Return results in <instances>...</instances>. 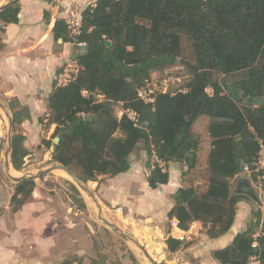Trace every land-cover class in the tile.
Here are the masks:
<instances>
[{
    "label": "trees",
    "instance_id": "16d2710c",
    "mask_svg": "<svg viewBox=\"0 0 264 264\" xmlns=\"http://www.w3.org/2000/svg\"><path fill=\"white\" fill-rule=\"evenodd\" d=\"M18 2L0 10V21L17 22ZM82 15L74 38L65 19H56L52 27L55 41L85 46L75 55L78 74L65 85L54 82L47 97L55 126L43 144L52 149L51 159L82 182L97 181L100 175L126 172L130 155L141 147L158 160L148 165L146 177L155 189L169 181L168 162L185 165L183 174L197 166L200 137L193 124L205 115V189L177 188L167 217L176 219L182 230L199 221L208 237L224 234L233 223L237 202L249 199L232 194V181L243 173L251 181L257 178L254 161L259 142L264 144V0H96ZM43 17L48 20L46 11ZM177 59L188 76L184 87L159 92L150 104L139 100L137 89ZM117 103L135 111L137 121L125 112L117 117ZM8 105L13 124L30 119L28 108L17 100ZM23 140L22 134L12 136L15 170L28 154ZM14 185L12 212L29 200L35 181ZM188 243L170 234L165 239L170 252ZM211 255L219 264H264V213L254 210L246 228Z\"/></svg>",
    "mask_w": 264,
    "mask_h": 264
},
{
    "label": "rangeland",
    "instance_id": "374dc122",
    "mask_svg": "<svg viewBox=\"0 0 264 264\" xmlns=\"http://www.w3.org/2000/svg\"><path fill=\"white\" fill-rule=\"evenodd\" d=\"M9 0H0V5ZM187 54V51L185 52ZM150 80L167 90H176L183 88L188 80V76L177 59L172 64L161 71H155L151 74ZM57 81V80H56ZM211 92V90H208ZM0 95V177H4L8 183L14 182L9 178L3 167V156L7 144L9 133V124L6 112L12 114L9 108V101ZM18 106L15 107L17 109ZM114 112L120 117L123 108L121 103L114 105ZM54 124L51 123V114L47 110L43 112L37 120L23 121L14 124L13 131L24 136L23 145L27 148L28 154L23 159L20 170L11 168L13 176H23L28 173H37L39 170L51 167L55 164L51 159V148L43 144L44 139H51L54 130ZM196 133L200 137V155L202 156L200 165L191 171L185 173L188 178L193 179L191 184L199 192L204 191L207 177V155L209 151V136L205 119H199L195 126ZM54 141V139H52ZM199 153V152H198ZM154 156H147L145 151L138 147L131 155V163L145 162L146 168L154 162ZM149 168V167H148ZM141 176V175H140ZM250 179V176H249ZM115 177L100 175L97 181L83 182V185L93 193L97 203L87 192L79 188L72 179L62 170H52L42 176H37L35 186L46 191V201L50 202L51 207L60 208L62 214L69 215L70 220L53 234L54 244L52 249L46 252L45 264H113L120 262L122 264H152L149 258L157 264H213L210 259V252L204 243V229L199 233L184 238L189 242L184 247L174 252H170L165 244V239L170 234L171 225L167 219L159 216L161 208L156 209L155 216L149 219L146 208L154 202L160 203V191L156 195L141 194L145 186L144 176L137 178L133 184L117 194L116 200L112 203L107 202L108 196L103 197L102 186L110 188V183ZM251 180V179H250ZM130 179H122L121 182L129 183ZM195 183V184H194ZM257 195L261 199L258 205L254 200L249 199L251 203V217L253 211L260 209L264 211V183L255 179L251 181ZM78 191L73 188V185ZM235 181H232V190ZM106 198V199H105ZM170 198L164 200L162 207H168L166 204ZM104 218L110 224L117 227L119 232H123L126 238H122L112 226L104 222ZM152 214V213H150ZM153 215V214H152ZM157 216V217H156ZM150 223V225H149ZM67 226L68 228H66ZM171 235V234H170ZM32 250V249H31ZM27 250L34 252L35 249ZM149 256V258L147 257Z\"/></svg>",
    "mask_w": 264,
    "mask_h": 264
},
{
    "label": "crops",
    "instance_id": "0c3cea01",
    "mask_svg": "<svg viewBox=\"0 0 264 264\" xmlns=\"http://www.w3.org/2000/svg\"><path fill=\"white\" fill-rule=\"evenodd\" d=\"M18 1L17 22L3 23L0 21V95L7 99L13 98L21 106H26L30 119L25 121H34L47 111V97L54 82H57V76L62 67L75 57L77 52L82 51L81 47L73 43L63 42L61 39L54 40L52 27L55 20L66 19L70 11L83 10L96 0ZM45 11L48 13V20L43 17ZM201 118L205 119L206 125L208 124L207 116L198 117L193 124L195 132L196 123ZM198 152L197 166L200 165L202 159L200 150ZM1 161L0 159V163ZM4 163L5 157L3 156V167ZM165 168L169 172V181L167 184L160 185L162 190L160 203L154 202L150 208H146V217L151 219L155 216V210L161 208L159 216L156 217L169 221L171 236L179 239L189 238L190 235L199 233L201 223L192 222L187 230H182L177 227L176 219L167 217V212L173 204L172 194L176 189L189 186L194 180L183 174L186 170L185 165L170 161ZM148 174L149 168L148 166L146 168L145 162L141 164L130 162V167L126 172L114 176L115 180L110 183L109 189L105 185L102 186L103 197L108 196L106 201L114 202L115 195L117 196L133 184L134 181L131 180L141 176H144L145 182L144 192L141 194L155 196L156 191L160 190L159 187L151 189L148 186L146 181ZM236 178L233 181L236 182ZM122 179H130V181L124 184L121 182ZM13 191V185L8 183L4 177H0V264H45V254L52 249L51 243L55 242L53 234L63 224L67 225L70 217L62 214L60 208L51 207L50 202L46 201V191L38 186L34 187L29 200L18 211L12 212L9 208V199ZM167 198H170L166 203L168 207H162ZM249 199L237 202L235 217L227 232L213 238L203 233L205 246L210 253L230 244L234 236L246 228L251 217ZM31 249L35 251L27 252ZM210 259L213 264H219L211 254Z\"/></svg>",
    "mask_w": 264,
    "mask_h": 264
},
{
    "label": "built area",
    "instance_id": "2783aa9c",
    "mask_svg": "<svg viewBox=\"0 0 264 264\" xmlns=\"http://www.w3.org/2000/svg\"><path fill=\"white\" fill-rule=\"evenodd\" d=\"M82 10H74L70 11L65 19L66 24L68 26L69 35L71 37H75L79 34L81 24H82ZM78 47L85 46L84 42L76 43ZM80 70V65L76 57L71 58L63 67L61 72L57 76V85H65L70 80L74 79ZM207 90H210L209 88ZM167 89L158 85L157 83L152 82L150 79L146 80L145 84L137 89V98L144 103H153L155 95L159 92H166ZM85 94V92H84ZM99 99H102L101 95H97ZM123 112L127 114V116L133 120L137 121V114L135 111L131 109H123ZM122 112V113H123ZM155 158V157H154ZM156 161H158L155 158ZM161 164V162H160ZM254 172L257 174V180L259 184L260 182L264 183V144L259 142V150L254 161ZM248 174V173H247Z\"/></svg>",
    "mask_w": 264,
    "mask_h": 264
},
{
    "label": "water",
    "instance_id": "95a60500",
    "mask_svg": "<svg viewBox=\"0 0 264 264\" xmlns=\"http://www.w3.org/2000/svg\"><path fill=\"white\" fill-rule=\"evenodd\" d=\"M14 1L16 0H9L8 2H6L3 5H0V10L4 9L6 6L12 4ZM106 45H109L110 42L109 41H105ZM0 107H2L1 103H0ZM6 116L8 118V124H9V133H8V137H7V144H6V148L4 151V157H5V163H4V170L6 171L7 175L9 176V178L14 182H20L24 179H35L37 176H42L48 172H51L52 170H62L65 174H67L72 181L82 190H84L85 192H87V194H89V196H91L93 198V200L97 203L98 207L99 204L97 202V200L95 199V196L93 195V193L87 188V186L83 185V182L79 179V177L68 167L62 165V164H55L51 167L45 168L43 170H39L37 173H28L26 175L23 176H13L11 174V168L13 167L11 164V160H10V152H11V142H12V136L14 134L13 131V127L14 124L12 122V117L11 114L6 112ZM84 119H90L89 115H84ZM58 141V137H56L54 139V142ZM232 194H244L246 195L248 198L254 200L257 204H260V199L257 195V192L255 191L250 179H249V175L247 173H243L240 174L237 178H236V182L234 185V188L232 190ZM99 217L106 222L107 224H109L110 226L113 227V229L119 233V235L122 238H126V235L123 232H119L117 230V227L113 224H110L109 222H107L104 218L101 217V215L99 214ZM147 257L149 258V256L147 255ZM149 260L151 261L152 264H157L155 261H153L151 258H149Z\"/></svg>",
    "mask_w": 264,
    "mask_h": 264
}]
</instances>
